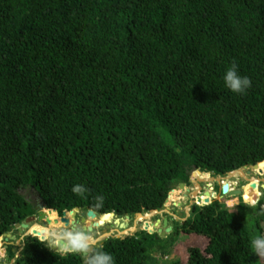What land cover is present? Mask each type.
<instances>
[{
  "label": "trees",
  "instance_id": "16d2710c",
  "mask_svg": "<svg viewBox=\"0 0 264 264\" xmlns=\"http://www.w3.org/2000/svg\"><path fill=\"white\" fill-rule=\"evenodd\" d=\"M233 63L251 80L243 94L224 83ZM262 161L264 0H0V239L35 204L133 217L161 210L194 170ZM261 208L264 192L212 201L164 239L141 230L100 248L114 264L177 249L171 264H264L250 247ZM21 247L6 248L12 264H84L36 235Z\"/></svg>",
  "mask_w": 264,
  "mask_h": 264
},
{
  "label": "flooded vegetation",
  "instance_id": "af4514ba",
  "mask_svg": "<svg viewBox=\"0 0 264 264\" xmlns=\"http://www.w3.org/2000/svg\"><path fill=\"white\" fill-rule=\"evenodd\" d=\"M198 173H200L201 175L204 176V173H202L200 171L198 172L197 170H194V172L192 171L190 173V178H189V181H188L189 185H185L184 184L185 188L183 190L179 189V186L176 187V188H178V190H180V192L185 197L184 200L182 199L181 202L178 203V205H175L174 207H171L170 209H166V207L163 204V208L161 210H158L157 214H151L150 212L143 213L145 218H143L144 220H141V222L139 221V223L136 224V227H137L136 230L139 229L138 231L142 230V231H145L147 234H149L147 230H148V228L149 229L151 228V230L155 231L154 235L157 238V237H160V234L162 232H164L166 227H171V231L164 235V237H166V236L170 235L173 232L174 226H176V224L183 225L186 221H188L190 219V217L192 215V209H193L194 206H201L202 205V204H200L201 202H198V201L196 202V199L198 198V195L201 193L199 191L202 190L203 187H206L207 189H212L213 188L211 193L215 192L216 194H213V196L216 197V195L218 194L219 188H220L219 184L216 181L210 182L208 180V177L207 178L204 177L202 179L203 181L202 180L199 181V179L197 178V174ZM246 173H247V171L245 170V174ZM238 177H240V176H238ZM225 178H226V176H223V179H221L219 183L221 184V181H223ZM238 180L239 181L241 180L242 182L244 181L243 178H241V179L239 178ZM247 180H249V179H247ZM217 185H218L219 188H218V190H215V187ZM258 186L260 187L261 192H264V190L261 187V183H259ZM235 187H236V189H243L244 185H241V184L238 185L237 184ZM189 188H191V191L189 190ZM185 189H187V194H185L186 193ZM241 191H243V190H241ZM248 191H250L249 188L244 193H246ZM193 193H195L196 196ZM258 194H259V198H260L262 193L259 192ZM192 197H194V199ZM207 198L208 197H205L204 199L206 200ZM36 200H37V197H36ZM213 200H214V198H213ZM239 200H241L245 204L254 205V204H252L249 201H245L243 196H241V195L237 197V202L235 204H237L239 202ZM34 206H35L34 208L36 210V213L33 216H34L35 219H37V215L40 212H45L46 213L47 208H45L42 204H40V205L35 204ZM180 207H182V210L180 212H177L176 209H180ZM81 213H85V212L81 211ZM58 215L59 214H57V216ZM146 215L149 217V219H146V217H147ZM47 217L48 216H46V218ZM58 217H60V215ZM83 218L85 219V223L81 222V219H83ZM117 218H118V216H115V215L113 217H111V219H113V221H112V225H110L111 228H113L111 230L115 231L116 233H117L116 230L119 228L117 226V223L115 222V220ZM156 218H158V222H157V226H154V223H156V220H155ZM68 219L70 220V218H68ZM88 220H90V219H88L85 216V214H83L82 216H75V218L73 219V222H75L74 225H78V226L82 227L86 232H89L88 229H87L88 226H90L92 228V230L95 229L96 227L92 226V224L95 223V222H93L94 220L91 221V223H87ZM133 220H134V216L130 217V219L128 221H126L124 217L120 218V222L127 223L128 226H129V224L131 226L133 225ZM164 221H166V224H167L166 226H164ZM32 223H33V225L34 224L35 225H41V223L38 224L36 222V220H35L33 222L32 221L29 222V224H30L29 227L30 226L32 227ZM146 223L148 224L147 230H145L144 228L141 229V227L142 226L144 227V225ZM151 224H153V226H151ZM48 226H52V225L51 224L42 225V227H48ZM35 229H36V227H33V229H31L30 231L27 230V229H22V231L20 232L19 228H15L14 227V229L11 231L10 234H6L5 236H3V238H2V240H3L2 241L3 242L2 247L5 246V245L7 247L10 246L11 250L14 252V255H15L14 257L17 258L19 253L21 252V249H22L21 245H23L24 238L29 236V235L33 236L32 231L35 230ZM109 231H110V229H109ZM149 235H151V234H149ZM100 236L101 235H99V237ZM37 238L39 240L38 236H37ZM109 238H112L111 235L107 236L106 238H101L100 241L96 237L93 238V240L95 241V245L94 246L102 247L103 246L102 242L108 240ZM12 241L14 242V244L12 243ZM45 246H47V245L45 244ZM6 248H5V251H6ZM3 259H4V261L2 263H0V264H12V263H14V259H10L8 257V253L7 252H5V254L3 256Z\"/></svg>",
  "mask_w": 264,
  "mask_h": 264
},
{
  "label": "clouds",
  "instance_id": "9594fccd",
  "mask_svg": "<svg viewBox=\"0 0 264 264\" xmlns=\"http://www.w3.org/2000/svg\"><path fill=\"white\" fill-rule=\"evenodd\" d=\"M224 83L228 89L236 94H243L246 89L251 87L250 78L240 76L237 72V65L235 63L227 69L224 76ZM199 175L201 176V174ZM72 192L77 195H83L86 192V188L82 185H75L72 188ZM96 201L97 206L101 205L103 203V197L97 196ZM261 212L264 213V208H261ZM47 216L52 222V226L42 227L39 230L42 233L39 237L41 244H46L49 248H55L56 251H60L64 254L74 253L80 255L83 257L84 264H114V259L109 253L100 247L94 246L95 241L91 233L86 232L82 227L74 224H69L64 227L63 223H57L58 226L62 225V227H55L53 220L49 218V215ZM69 221H73V219ZM34 225L32 223V227ZM250 247L255 256L264 259V235L253 237L250 241Z\"/></svg>",
  "mask_w": 264,
  "mask_h": 264
},
{
  "label": "water",
  "instance_id": "95a60500",
  "mask_svg": "<svg viewBox=\"0 0 264 264\" xmlns=\"http://www.w3.org/2000/svg\"><path fill=\"white\" fill-rule=\"evenodd\" d=\"M258 167H263L264 168V161H262V162H260V163H258V164H256V165H252V166H247V167H243V168H241V169H238V170H235V171H231V172H228L227 173V175L226 176H232V175H239L240 177H242L243 179H244V181H243V183H244V185H248L249 184V186L248 187H250V188H252V189H255V187H256V185L257 184H255V183H253L252 181L254 180V181H257L254 177H252L251 179H250V181L249 180H247L246 178H245V175H244V173H243V171L244 170H249V171H255V169H258ZM199 172V171H198ZM247 173H249L248 171H247ZM259 174H261L260 172H258ZM198 174H200V173H198ZM206 175V176H205ZM204 176L205 177H208V180L210 181V182H213V181H216L218 184H219V182H220V180L221 179H223V177H221V176H217V177H210L209 175H207V174H204ZM258 182V181H257ZM262 187V189L264 190V185L263 186H261ZM185 188V185L184 184H179V189H181V190H183ZM244 188V187H243ZM241 190H243V189H236V188H231L230 187V185L229 184H227V183H223V184H220V188H219V191H218V194L216 195V197L218 198L219 197V199H223V198H230V197H238V196H243V198H244V192L245 191H241ZM185 191L187 192V189H185ZM209 194L210 195H213V194H215V193H209V192H205L204 193V197H212V196H209ZM219 195V196H218ZM214 198V200H212L213 202L214 201H218L217 200V198ZM202 199V198H201ZM213 199V198H212ZM258 199H259V197H258V195H253V197H252V199L251 200H249V199H247V200H245V201H249V202H251L252 204H255L257 201H258ZM211 203V202H210ZM200 204H202L201 206H204V205H206V203L204 204L203 202H201ZM80 211V209L79 208H74V209H72V210H70V211H62L61 213H59V215H60V218L61 219H59L60 220V223H63L64 224V227L65 226H68L69 224H74L75 222H73V221H69V219L67 218V214H69V215H71V214H74V213H76V212H79ZM81 212V211H80ZM83 212V211H82ZM50 213H53V214H56L57 215V212H56V210L55 209H47L46 210V213L45 212H40L38 215H37V219H35L34 218V216H32V217H30V218H27L26 220H25V222L24 223H22V224H18V225H15V228H19V230H20V232L22 231V229H27V230H31V229H33V227H36V229L35 230H33L32 231V234L33 235H36V236H38V237H40V235H42V233H39L40 231V229L42 228V225H44V224H51V221L48 219V218H46V216L48 215V214H50ZM150 213L151 214H157L158 213V211L157 210H152V211H150ZM82 214H85V216L88 218V219H90V220H96L97 218H98V214L97 213H95L94 211H92V210H88L87 212H85V213H82ZM58 215V216H59ZM111 215V217H113L114 215L112 214V213H109V214H105V215H103V217L102 218H105V217H107V216H110ZM145 218L144 217V215L142 214V213H136L135 215H134V218ZM120 216H118V218L115 220V222H118L117 223V226L119 227V229L120 230H124L125 228L126 229H128V231H129V233H134L136 230H135V226L133 225V227L132 228H128L127 226H128V224L127 223H122V222H120ZM125 218V220L126 221H128L129 219H130V217L129 216H125L124 217ZM36 220V222L39 224V223H41V225H34L33 227H29V222L30 221H35ZM156 220V223L154 224V226H157V222H158V218H156L155 219ZM81 222L82 223H85V219L83 218V219H81ZM57 221L56 220H53V224L54 225H57ZM99 223H93L92 224V226H94V227H97V225H98ZM100 225V224H99ZM101 225H103V224H101ZM122 225H125V227L123 228L122 227ZM167 224H166V221H164V226H166ZM147 226H148V224L146 223L145 224V230H147ZM151 226H153V224H151ZM88 231L90 232L91 230H92V228L90 227V226H88ZM148 231V233L150 234V230H147ZM171 231V227H166V229L164 230V232H162L161 234H160V239H164V235L166 234V233H169ZM117 234H118V231H117ZM120 234V233H119ZM118 234V235H119ZM114 238H120L119 236H115ZM2 239H0V250H1V253L0 254H2V255H4L5 254V248L7 247L6 245L5 246H1V245H3V243H2ZM18 241V240H17ZM47 249H49L50 251H55V252H60V251H56L55 250V248H49L48 246H45Z\"/></svg>",
  "mask_w": 264,
  "mask_h": 264
},
{
  "label": "rangeland",
  "instance_id": "374dc122",
  "mask_svg": "<svg viewBox=\"0 0 264 264\" xmlns=\"http://www.w3.org/2000/svg\"><path fill=\"white\" fill-rule=\"evenodd\" d=\"M246 171H248L249 173H246L245 174V170L243 171V173H244V175H245V177H246V179H249V181H250V179L252 178V177H254L258 182L256 183L257 185L256 186H258V184L259 183H261V186H263L264 185V168L263 167H260V169L259 170H255V171H249V170H247L246 169ZM258 172H262L261 174H259ZM239 175H233V176H226V178L223 180V181H221V184H223V183H227V184H229L230 185V187H232V188H236L235 186L238 184V185H244V183L240 180H238L239 178L241 179L242 177H238ZM203 177H205V176H203ZM198 178V177H197ZM207 178V177H206ZM199 179V178H198ZM235 181V182H234ZM262 181V182H261ZM235 183V184H234ZM219 186H220V183H219ZM249 186V184L246 186V185H244V187H248ZM218 185L215 187V190H218ZM249 188V190H250V192H252L253 190H252V188H250V187H248ZM189 190L191 191V188H189ZM212 190H213V188L212 189H207L206 187H203L202 188V190H198L199 192H201L199 195H198V198L197 199H200V198H205L204 197V193L205 192H209V193H211L212 192ZM255 190L256 191H258V192H260V193H262L261 192V190H260V187L258 186L257 188H255ZM32 193H33V191L32 190H30ZM254 192V191H253ZM173 193V197H171L170 198V196H171V194ZM185 194H187V192L185 193ZM194 195H195V193H193ZM216 194V193H215ZM24 195H25V197L27 198V200H29V199H31L32 201H34L35 199H36V196H35V194L33 193L32 195H30L29 194V192L26 190L25 192H24ZM196 196V195H195ZM185 199V197L183 196V194L180 192V190H178V188H174L169 194H168V196H167V199H166V201L164 202V206L166 207V209H170L171 207H174L175 205H178V203H180L181 202V200L182 199ZM217 198V197H216ZM183 199V200H184ZM217 200L219 201V202H225V205L228 207V208H232V207H234V205H236L235 203L237 202V197H230V198H228V199H219V197L217 198ZM197 202V201H196ZM174 203V204H173ZM199 204V203H198ZM182 210V207H180V209H176V211L177 212H180ZM76 216H80L79 215V213H76ZM102 215L100 216H98V218L96 219V220H92L93 222H95V223H98L101 219H102ZM55 219H56V221L60 224V221H59V219H60V217H58L57 215H55V217H54ZM146 219H149V217L147 216L146 217ZM141 220H144V219H139V218H134V220H133V225L135 226V230H136V224H138L139 223V221L141 222ZM112 221H113V219H110L109 221H107L106 223H107V225H98V227H96L95 229H93L91 232H89V233H91L92 234V236H93V238H97L99 241H100V239L101 238H106L107 236H109V235H111V237H115V236H119L120 238L121 237H124V236H126V235H128V234H134V233H129V231H128V229H124V230H120L119 228L116 230V231H118V234L115 232V231H113V230H111V229H113V228H111V226L110 225H112ZM87 223H91V220H88L87 221ZM133 225L131 226L130 224H129V226H127L128 228H132L133 227ZM59 226H61L62 227V225H59ZM58 225L56 226L55 225V227H59ZM125 226V225H124ZM142 228H144L145 229V225H144V227L142 226L141 227V229ZM109 229H110V231H109ZM139 229H137L136 230V232L138 231ZM148 230H151V228L149 229L148 228ZM40 233V232H39ZM126 234V235H125ZM99 235H101L100 237H99ZM187 240V239H186ZM181 242H184V238L183 237H181V238H179V240L176 242L177 243V245L175 246V248L178 246V245H180V244H182ZM3 243V242H2ZM175 243V244H176ZM2 246V245H1ZM194 246H197V241H195L194 242ZM1 249V248H0ZM172 252V251H171ZM177 253H179V250L177 249L175 252L173 251L172 253H170V255H169V257L170 258H164V260L163 259H160L159 261H158V264H171V262H173V259H171V257H174L175 256V259L177 260L178 258L176 257V256H178V255H176ZM3 256L4 255H2V254H0V263H2L3 261H4V259H3ZM180 258V257H179Z\"/></svg>",
  "mask_w": 264,
  "mask_h": 264
},
{
  "label": "bare ground",
  "instance_id": "6f19581e",
  "mask_svg": "<svg viewBox=\"0 0 264 264\" xmlns=\"http://www.w3.org/2000/svg\"><path fill=\"white\" fill-rule=\"evenodd\" d=\"M260 169V167H258V169H255V170H259ZM233 176V175H232ZM197 177L199 178V181H201L204 177H203V175H199V174H197ZM203 181V180H202ZM235 182V181H234ZM253 183H257V181H252ZM258 186H256L255 188H257ZM248 190V187H244L243 188V191H247ZM209 196H212L211 198L210 197H208L206 200L204 199V198H200V199H196V201H198V202H203V203H209V202H212V198H215V196H213V195H210L209 194ZM171 197H173V193H172V195H171ZM193 199H194V197H192ZM184 199V198H183ZM174 204V203H173ZM76 213H79V215L80 216H82L83 214L81 213V212H76ZM51 214H53V213H51ZM75 216H76V214L74 213V214H71V215H69V214H67V218H70V219H74L75 218ZM147 216V215H146ZM111 219V215L110 216H107V217H105V218H102L98 223L101 225V224H104V225H107V221H109ZM139 219H143V218H139ZM116 223H118V222H116ZM98 224V225H99ZM155 224V223H154ZM97 225V226H98ZM57 226V225H56ZM122 227L124 228L125 226L124 225H122ZM41 233V232H40ZM105 241H103L102 242V244L104 243Z\"/></svg>",
  "mask_w": 264,
  "mask_h": 264
},
{
  "label": "crops",
  "instance_id": "0c3cea01",
  "mask_svg": "<svg viewBox=\"0 0 264 264\" xmlns=\"http://www.w3.org/2000/svg\"><path fill=\"white\" fill-rule=\"evenodd\" d=\"M246 178V177H245ZM12 243L14 244V242L12 241ZM16 244V243H15ZM0 253H1V250H0Z\"/></svg>",
  "mask_w": 264,
  "mask_h": 264
}]
</instances>
